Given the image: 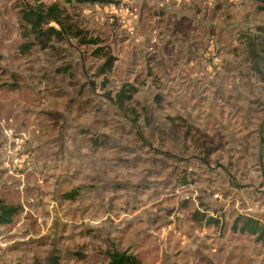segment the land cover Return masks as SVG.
Wrapping results in <instances>:
<instances>
[{
    "label": "rangeland",
    "instance_id": "1",
    "mask_svg": "<svg viewBox=\"0 0 264 264\" xmlns=\"http://www.w3.org/2000/svg\"><path fill=\"white\" fill-rule=\"evenodd\" d=\"M56 2L0 0V264H264L232 229L264 223V4L60 2L99 46L21 53L25 5Z\"/></svg>",
    "mask_w": 264,
    "mask_h": 264
},
{
    "label": "trees",
    "instance_id": "2",
    "mask_svg": "<svg viewBox=\"0 0 264 264\" xmlns=\"http://www.w3.org/2000/svg\"><path fill=\"white\" fill-rule=\"evenodd\" d=\"M96 1L98 0H59V2L51 5H46L44 3H39L36 6L25 5L22 10V20L24 22V24H22V35L23 39L27 40V42L21 45V53L26 54L37 46L42 49H47L50 47V43L54 38L59 41L73 38L82 46H99V43L95 42L87 31L81 29L73 22L69 15H67L65 8L60 4V2H62L65 5H73L74 3L85 4ZM255 1L264 4V0ZM54 23L56 25H52ZM95 52L97 57L104 60L101 73L106 75L112 71L116 57L106 52L103 47L96 48ZM254 57L259 60V64L262 62V58H260L257 52L254 54ZM133 92H135V88L133 87H130L129 90L123 88L114 98L110 96V99L123 110L125 104L132 100V95L128 93ZM21 211L22 207L20 205L9 204L0 200V226L11 224ZM201 219L208 225H219L220 223L219 219L212 216L202 215ZM232 229L235 232L250 234L254 237L256 242L264 245V223H261L259 220L252 217L239 216L235 220ZM108 255L109 260L107 264H141L137 256L127 252L114 250L110 251ZM52 264H55L54 260Z\"/></svg>",
    "mask_w": 264,
    "mask_h": 264
},
{
    "label": "built area",
    "instance_id": "3",
    "mask_svg": "<svg viewBox=\"0 0 264 264\" xmlns=\"http://www.w3.org/2000/svg\"><path fill=\"white\" fill-rule=\"evenodd\" d=\"M116 6L113 4V5H109L108 6V10H107V12H111V13H113V12H115L116 11Z\"/></svg>",
    "mask_w": 264,
    "mask_h": 264
},
{
    "label": "crops",
    "instance_id": "4",
    "mask_svg": "<svg viewBox=\"0 0 264 264\" xmlns=\"http://www.w3.org/2000/svg\"><path fill=\"white\" fill-rule=\"evenodd\" d=\"M163 2H164V0H162ZM157 5H160V3H161V0H157Z\"/></svg>",
    "mask_w": 264,
    "mask_h": 264
}]
</instances>
